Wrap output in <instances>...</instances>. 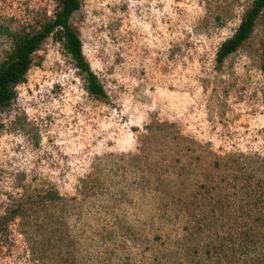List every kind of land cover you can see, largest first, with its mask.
<instances>
[{
	"label": "rangeland",
	"instance_id": "rangeland-1",
	"mask_svg": "<svg viewBox=\"0 0 264 264\" xmlns=\"http://www.w3.org/2000/svg\"><path fill=\"white\" fill-rule=\"evenodd\" d=\"M254 0H80L107 97L57 35L0 108V264H264V15ZM56 0H0V66ZM53 197V198H52Z\"/></svg>",
	"mask_w": 264,
	"mask_h": 264
},
{
	"label": "trees",
	"instance_id": "trees-1",
	"mask_svg": "<svg viewBox=\"0 0 264 264\" xmlns=\"http://www.w3.org/2000/svg\"><path fill=\"white\" fill-rule=\"evenodd\" d=\"M56 1L60 5V9L55 18L45 24L40 32L21 38L16 44L13 54L0 66V108L9 107L12 104L16 96L14 89L17 85L25 82L33 64V56L47 39L55 35L59 37L66 53L83 75L86 91L98 99L107 97L103 85L84 56L83 43L79 35L70 25L72 15L81 8L80 0ZM261 15H264V0H254L236 33L220 47L216 58L219 66L223 65L225 60L237 52L250 38Z\"/></svg>",
	"mask_w": 264,
	"mask_h": 264
}]
</instances>
